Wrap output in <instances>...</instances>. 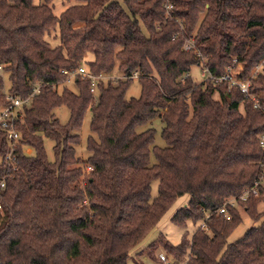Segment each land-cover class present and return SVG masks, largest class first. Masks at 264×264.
Masks as SVG:
<instances>
[{
    "label": "trees",
    "instance_id": "16d2710c",
    "mask_svg": "<svg viewBox=\"0 0 264 264\" xmlns=\"http://www.w3.org/2000/svg\"><path fill=\"white\" fill-rule=\"evenodd\" d=\"M54 1L0 0V109L10 104L7 93L27 100L39 87L15 120L33 153L12 147L0 126V264H128L132 253L148 264L138 258L146 249L165 264L158 247L171 264H264V220L229 242L243 216L238 207L228 217L216 212L260 182L261 196L238 205L254 220L264 215V74L253 75L264 60V0H64L71 5L60 16ZM191 38L201 56L185 49ZM235 59L258 107L238 86L216 80ZM81 65L124 77H102L93 93L91 79L67 82L62 73ZM195 65L209 69L203 82L191 76ZM135 79L141 93L129 98ZM63 105L67 123L55 112ZM157 117L162 147L148 126ZM184 195L171 219L200 222L193 235L173 244L161 234L142 248Z\"/></svg>",
    "mask_w": 264,
    "mask_h": 264
},
{
    "label": "rangeland",
    "instance_id": "374dc122",
    "mask_svg": "<svg viewBox=\"0 0 264 264\" xmlns=\"http://www.w3.org/2000/svg\"><path fill=\"white\" fill-rule=\"evenodd\" d=\"M121 4H124L123 0H118ZM71 5V2L69 1H64V0H55L54 1V13L57 16H60L61 13ZM51 44L53 47L58 46L60 44V38L56 37L51 40ZM94 60V55L89 54L85 58L84 65L89 67V63ZM119 72L115 69L110 75L117 77ZM191 76L194 78L196 82H203V80L206 79V75H202V67L199 65L193 66L191 70ZM7 78V77H6ZM72 88H75L73 84L70 85ZM141 93V85L140 82L135 79L133 82L131 88L129 89L127 93V97H138ZM58 118L62 123H67L70 118V112L67 106H59L55 110ZM90 122H91V112L88 111L85 115V118L83 120V125L80 130V136H81V143L78 147V154L86 158L88 156V150H87V141L88 137L90 134ZM148 126H152L155 128L156 133H155V138H156V144L158 146H165V140L162 137V122L161 120L157 117L153 120V122L149 123ZM45 147L46 151L49 155L50 158H54V150H53V141L51 139L46 138L45 139ZM152 162H156L154 155L152 156ZM158 193V182L155 181L152 186V196H156ZM188 201V195H184L179 197L174 204L165 212L163 215L161 221L159 224L148 234V236L145 238V240L142 242L141 247L146 248L151 242L154 240L158 239V237L161 234H164L173 244H178L183 235L187 234L189 237H191L194 233V231L198 228L200 222L194 223L193 221L189 220L186 225H180L172 221V216L173 214L179 209L180 207L184 206ZM236 207L239 208L240 214L243 216V221L236 227V229L231 233V235L228 237V241L232 242L236 239H239L243 237L246 232L254 226H258L263 220H264V215L261 216L260 219L254 220L250 215H248L244 209L237 205ZM258 212H264V196L261 200V202L258 205ZM149 249L144 250L142 254L139 255V259L142 258L146 263L148 264H162V262H152L150 259L147 257ZM159 256L160 254H164L165 256L167 255V252L162 248L158 247L157 252ZM132 257L134 259L137 258L135 253H132ZM133 258L129 259L128 264H136L135 260Z\"/></svg>",
    "mask_w": 264,
    "mask_h": 264
},
{
    "label": "built area",
    "instance_id": "2783aa9c",
    "mask_svg": "<svg viewBox=\"0 0 264 264\" xmlns=\"http://www.w3.org/2000/svg\"><path fill=\"white\" fill-rule=\"evenodd\" d=\"M168 8H172V4H169ZM184 47L186 50H194L198 56H201V52L197 49L194 38L189 39L185 43ZM263 65H264V60L262 61L261 64H259L255 68L253 75L256 76L261 72H263V74H264V71L262 70ZM1 69H2V67L0 66V71H1ZM241 69H242V65L240 63H238L237 60L235 59V64L229 68L228 72L225 75L218 77L216 80L217 81H227L230 86H238L241 89V91L245 94L246 97H251L252 99H254L255 106L258 107L259 102L256 99V97L251 93V84H252L251 80L245 81V80H242L238 77L239 73L241 72ZM62 73L68 75L67 82H71L77 76H81L82 78L91 79L93 82L92 87H91V91L93 93H96V82L99 79H101L102 77H108V78H112L115 80L124 77V76L114 77L111 75H100V76L95 75V74L91 73L88 70V68L84 65H81L76 70L71 71V72L66 70V69L62 70ZM202 75H206V78H207L209 76V69L206 67H202ZM138 77H139L138 71H135L132 75H130V78H138ZM38 88L39 87L35 88V90L33 91V93L30 95V97L27 100L20 99L11 93H7L6 97L10 101V104L2 107L0 109V126H2L4 129H6L7 137H8V141H9L10 145L12 147H15L17 145H21L23 148V151L27 154L33 153V149L29 145H27L21 141L22 136H21V133L15 127V120H16L17 113L22 108L23 104L25 102H27L28 100H30L37 93ZM261 144L264 146V136H262ZM11 159L12 158H10V156H9V160H11ZM91 169H92V167H90V166L87 167L88 171ZM259 184H260V182H257L254 186L245 188L243 193L238 198L234 197V198H230V199L226 200L224 202V204L217 209L216 212L219 214H223L226 217H228L229 216V208L236 207L238 205L239 201H246L249 199L250 196H256V197L261 196ZM3 186H4V183H1V187H3ZM209 216H210V214L208 213L207 217H209ZM201 226L203 228H206L204 223H202ZM160 257L165 264H171L169 262L167 256H165L164 254H160Z\"/></svg>",
    "mask_w": 264,
    "mask_h": 264
}]
</instances>
